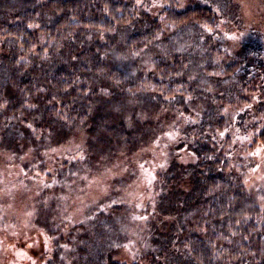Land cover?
I'll return each instance as SVG.
<instances>
[{"label":"rangeland","instance_id":"1","mask_svg":"<svg viewBox=\"0 0 264 264\" xmlns=\"http://www.w3.org/2000/svg\"><path fill=\"white\" fill-rule=\"evenodd\" d=\"M163 1L136 4L160 17ZM175 1L179 10L211 8L218 24L171 31L145 53L170 56L181 49L195 95L178 107L158 104L138 113L136 126L128 119L135 140L128 148L110 144L106 125L122 113L115 105L98 108L111 116L106 124L97 118L35 141L26 128L6 129L0 264H186L171 235L186 222L197 224L190 196L198 173L223 174V163L207 164L212 152L224 155L223 169L241 176L264 209V148L251 146L264 121V0ZM34 146H49L44 161L35 158ZM65 161L76 166L61 169ZM259 246L264 250V237Z\"/></svg>","mask_w":264,"mask_h":264},{"label":"trees","instance_id":"2","mask_svg":"<svg viewBox=\"0 0 264 264\" xmlns=\"http://www.w3.org/2000/svg\"><path fill=\"white\" fill-rule=\"evenodd\" d=\"M162 4L156 17L136 0H0V145L15 125L35 141L97 118L106 124L111 116L98 108L115 105L122 113L106 125L110 144L128 148L135 141L128 119L136 126L138 113L158 104L178 107L195 95L181 49L174 47L170 56L145 53L171 31H206L218 22L207 6L179 10L175 0ZM132 102L138 110L127 112ZM223 124L219 120L217 128ZM258 125L251 146L264 148V121ZM33 150L44 161L49 146ZM210 155L208 165L226 167L224 155ZM72 165L65 161L61 169ZM223 168V174L198 173L202 178L190 196L197 224L186 222L171 238L186 264H264V209L241 176Z\"/></svg>","mask_w":264,"mask_h":264}]
</instances>
